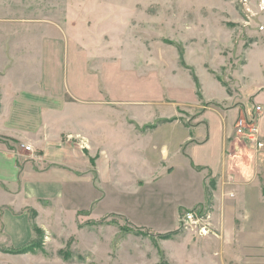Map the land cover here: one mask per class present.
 <instances>
[{
	"label": "crops",
	"instance_id": "0c3cea01",
	"mask_svg": "<svg viewBox=\"0 0 264 264\" xmlns=\"http://www.w3.org/2000/svg\"><path fill=\"white\" fill-rule=\"evenodd\" d=\"M10 44L0 52V249L29 243L34 220L49 230L68 208L76 218L92 215L93 188L162 186L180 200V225V212L200 205L210 223L208 234L189 229L191 240H164L166 250L179 245L180 264H264V147L253 149L237 132L239 118L255 116L264 139V94L249 96L242 75L248 53L239 92L230 94L202 76L188 49L201 85L198 93L197 77L178 66L195 83L188 101L168 96L160 78L159 93L141 78L125 81L120 63L101 62L92 43L76 37H44L36 53ZM204 52H196L201 61ZM207 83L221 90L218 98ZM109 214L131 219L120 209Z\"/></svg>",
	"mask_w": 264,
	"mask_h": 264
},
{
	"label": "rangeland",
	"instance_id": "374dc122",
	"mask_svg": "<svg viewBox=\"0 0 264 264\" xmlns=\"http://www.w3.org/2000/svg\"><path fill=\"white\" fill-rule=\"evenodd\" d=\"M44 37L91 42L101 62L120 63L125 81L141 78L159 93L155 80L160 78L168 96L188 101L195 99V83L178 66L195 77L198 64L202 76L218 78L234 94L249 57L242 73L247 94H264V0H0V52H9L12 43L19 51L36 53L37 40ZM188 49L195 66L185 60ZM197 51H205L203 61ZM206 92L212 98L221 95L210 83ZM248 103H256L255 97ZM171 191L162 186L141 192L93 188L92 215L76 218L68 208L51 229L35 233L38 245L31 252L0 249V264H180L179 245L162 246L168 239L191 240L189 229L177 221L180 200ZM118 209L131 219L106 215ZM164 230L169 238L154 234Z\"/></svg>",
	"mask_w": 264,
	"mask_h": 264
},
{
	"label": "built area",
	"instance_id": "2783aa9c",
	"mask_svg": "<svg viewBox=\"0 0 264 264\" xmlns=\"http://www.w3.org/2000/svg\"><path fill=\"white\" fill-rule=\"evenodd\" d=\"M260 110L261 106L257 105L256 111ZM237 124V132L246 138L253 149L259 150L264 147V139L260 135L255 116L241 117L238 119ZM26 149L30 150L31 146H26ZM180 222L187 229H200L203 234L210 232L208 217L201 210L195 208L185 210L180 216Z\"/></svg>",
	"mask_w": 264,
	"mask_h": 264
},
{
	"label": "trees",
	"instance_id": "16d2710c",
	"mask_svg": "<svg viewBox=\"0 0 264 264\" xmlns=\"http://www.w3.org/2000/svg\"><path fill=\"white\" fill-rule=\"evenodd\" d=\"M198 208H202V205L198 206ZM35 215L36 213L34 212V216L32 217L33 220L35 218ZM32 229L34 230L35 233H37L38 235L41 234V229L40 227L36 226L34 221L32 222ZM172 233V232H171ZM171 233H167V234H163L162 236L166 239V238H169L170 234ZM37 241L34 239H32L29 243H27L26 245L18 248V249H6V251H9V252H13V253H26V252H31L33 250V248H36L37 246Z\"/></svg>",
	"mask_w": 264,
	"mask_h": 264
}]
</instances>
